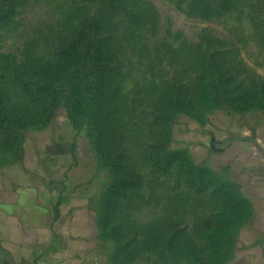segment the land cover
Here are the masks:
<instances>
[{"label":"rangeland","instance_id":"rangeland-1","mask_svg":"<svg viewBox=\"0 0 264 264\" xmlns=\"http://www.w3.org/2000/svg\"><path fill=\"white\" fill-rule=\"evenodd\" d=\"M262 115L264 0H0V173L62 116L116 261L232 264L247 206L195 138Z\"/></svg>","mask_w":264,"mask_h":264},{"label":"crops","instance_id":"crops-1","mask_svg":"<svg viewBox=\"0 0 264 264\" xmlns=\"http://www.w3.org/2000/svg\"><path fill=\"white\" fill-rule=\"evenodd\" d=\"M62 121L56 116L30 133L21 161L0 173V264H123L101 236V176ZM199 134V148L247 206L231 262L264 264V115L213 123Z\"/></svg>","mask_w":264,"mask_h":264}]
</instances>
